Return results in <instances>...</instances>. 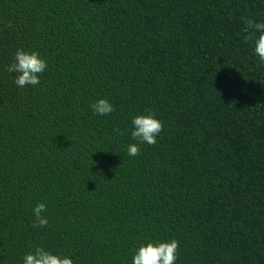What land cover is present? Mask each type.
<instances>
[{"label":"trees","instance_id":"1","mask_svg":"<svg viewBox=\"0 0 264 264\" xmlns=\"http://www.w3.org/2000/svg\"><path fill=\"white\" fill-rule=\"evenodd\" d=\"M242 17L264 0H0V264L36 246L132 264L148 239H176V264H264V64ZM17 48L48 63L35 87L5 70ZM146 110L164 128L132 157Z\"/></svg>","mask_w":264,"mask_h":264},{"label":"clouds","instance_id":"2","mask_svg":"<svg viewBox=\"0 0 264 264\" xmlns=\"http://www.w3.org/2000/svg\"><path fill=\"white\" fill-rule=\"evenodd\" d=\"M241 19L245 25L243 40L253 45L254 54L260 63L264 64V22H256L247 17ZM10 27V23L4 25V28ZM47 68V61L37 51H27L23 48H17L13 61L5 66L8 73L16 74L13 82L18 88L35 87L40 84V77ZM90 108L94 114L101 116L109 115L115 110L113 104L105 98H98ZM131 124L133 126L131 137L138 143H130L127 146V153L135 157L140 154L141 144L157 143V137L163 131L164 125L151 110L134 115ZM114 132L117 135L124 134L119 128L114 129ZM32 211L33 226L46 227L48 224V219L44 215L47 212L46 204L36 203ZM179 247L176 239L156 241L148 239L135 250L132 264H176ZM22 264H73V260L66 255L54 254L42 246H36L34 251L24 254Z\"/></svg>","mask_w":264,"mask_h":264}]
</instances>
